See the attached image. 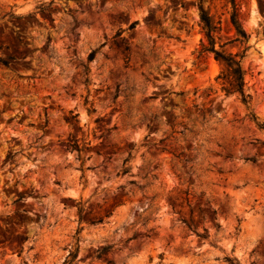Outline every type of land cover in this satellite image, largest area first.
<instances>
[{
  "label": "rangeland",
  "instance_id": "obj_1",
  "mask_svg": "<svg viewBox=\"0 0 264 264\" xmlns=\"http://www.w3.org/2000/svg\"><path fill=\"white\" fill-rule=\"evenodd\" d=\"M230 1L204 7L238 54ZM234 8L247 108L196 0H0V264H264V0Z\"/></svg>",
  "mask_w": 264,
  "mask_h": 264
},
{
  "label": "trees",
  "instance_id": "obj_2",
  "mask_svg": "<svg viewBox=\"0 0 264 264\" xmlns=\"http://www.w3.org/2000/svg\"><path fill=\"white\" fill-rule=\"evenodd\" d=\"M233 7V11L230 17V22L231 25L233 26V29L235 31V39L233 40L234 42L238 43L240 47L242 48L241 52L238 54H231L226 52L223 49V46L219 47V50L215 49V33L217 30V27L214 25L211 17L208 14V11L204 7V0H196V7L198 11V17H199V23L201 25V29L204 34V38L206 41V45H201L200 46V53H209L212 54L214 59L216 61H219L223 64L224 66V73H221L220 76L217 77V79H226L228 81V86L229 89L222 88V90L226 94H237L239 96V100L244 105L246 108L248 107L250 97L248 94L245 93V81H244V73L241 68V60L244 56V53L247 50V47H245L248 36L244 32V30L241 28L238 20L236 19V13H235V8H234V0L230 1ZM95 52H91L90 55L88 56V62L92 61L94 59ZM84 75L87 76L89 71L88 67L85 65L84 67ZM87 83V78L85 80ZM248 120L249 122L253 123L256 128L259 131L264 132V123L260 122L258 118L252 114H248ZM264 147V143L262 144ZM68 147L75 152L80 153L81 149L79 148L78 144L76 141H73L72 144H69ZM128 159L124 161V164H126ZM129 168H123L122 169V174H128ZM130 184H134L133 182H130ZM77 212L79 215V221H82V217L90 214L89 212H86L85 210V205L84 204H79L77 208ZM109 214L106 215V217ZM86 223L89 225H98L102 224L104 221V218L102 217H92V218H87ZM186 225V224H185ZM216 229L219 228L218 225H214ZM189 229H191V226H187ZM79 231V230H78ZM206 232V230H205ZM78 233V232H77ZM197 237L201 239H206L207 235H202L195 233ZM111 246H104L96 250V258L97 259H104L108 263H110L109 260H107V254L111 250ZM77 256H78V246L77 243L74 244V246L71 247L70 252L68 253L66 259L62 264H76L77 262ZM225 261L228 264H238L236 259H225Z\"/></svg>",
  "mask_w": 264,
  "mask_h": 264
}]
</instances>
